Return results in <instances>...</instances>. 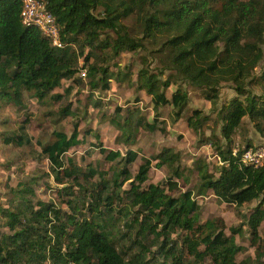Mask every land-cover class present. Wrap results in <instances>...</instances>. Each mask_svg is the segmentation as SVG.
<instances>
[{
    "label": "trees",
    "instance_id": "1",
    "mask_svg": "<svg viewBox=\"0 0 264 264\" xmlns=\"http://www.w3.org/2000/svg\"><path fill=\"white\" fill-rule=\"evenodd\" d=\"M46 1L60 26L63 48L52 46L37 29L22 25L20 0H0V100L23 108L24 93H29L42 102L61 87L62 81L77 83L76 76L87 66L91 87L97 88L95 80L101 75V89L109 90L108 69H103L97 59L89 65L90 59L99 50H108L114 57L136 53L146 49V42L158 48L153 53L158 52L163 60L156 73L148 68L139 71L138 89L146 90L155 109L170 106L174 121L182 116L188 95L177 90L167 97L172 77L206 91L207 100L213 104L224 84H231L237 97L219 112L227 146L209 142L221 165L213 173L206 163L196 164L200 178L196 190L180 192L174 178L184 177L181 157L172 148L145 158L133 177L126 166L135 155L123 157L100 144L105 159L118 161L123 170L108 176L90 167L88 173H82L71 157H65L82 143L79 124H74L70 135L54 131L53 140L43 145L42 151L55 183L62 186L58 194L70 197L66 201L69 213L53 203L32 204L27 196L34 194L32 189L19 183L10 191L20 203L0 206V216L10 231L0 233V264H203L206 259L213 264H263L260 227L264 222V165L244 164L241 155L245 150L234 154L231 144L245 117L258 122L262 130L264 72L256 77L255 70L264 59V0ZM130 16L135 17L137 35L122 22ZM80 59L85 62L82 67ZM165 70L174 74L162 80ZM120 80L119 74L117 82ZM254 84L262 86L261 94L250 90ZM60 98L56 95L55 100ZM60 114L63 118L72 115L70 105ZM134 116L132 112L124 123L113 117L110 123L128 139ZM206 120L200 110H195L187 126L197 133ZM27 123L19 126L17 135L6 138L5 144L30 145ZM137 125L150 132L158 129L157 118L153 123L139 118L135 129ZM165 166L170 171L163 185L143 188L150 169ZM80 176L85 183H79ZM127 183L130 188L124 190ZM176 191L180 192L176 197L169 194ZM208 192L238 209L258 202L245 218L251 245L256 247L254 261H236L244 250L235 238L242 234V225L231 227V235H227L220 219L201 223L196 197H206ZM177 233L178 238H174ZM154 246L156 251L152 252ZM149 254L155 260H149Z\"/></svg>",
    "mask_w": 264,
    "mask_h": 264
},
{
    "label": "rangeland",
    "instance_id": "2",
    "mask_svg": "<svg viewBox=\"0 0 264 264\" xmlns=\"http://www.w3.org/2000/svg\"><path fill=\"white\" fill-rule=\"evenodd\" d=\"M123 24L128 26L134 34L136 33V20L134 16L124 19ZM134 30V31H133ZM112 37L114 35L112 34ZM146 49L136 53L123 52L117 57L109 54L108 50L97 52L89 61V65L97 59V63L108 69L109 90H102V83L98 81L97 88L91 87V77L88 66L79 71L76 76L78 82L73 80L62 81L61 87L55 89L50 97L42 102L33 98L29 93H24L23 108L0 100V206L3 208L19 204L14 200V193L19 183H26L32 191L27 196L31 197L32 204L38 201L53 203L58 208L69 213L66 201L70 198L67 195L60 197L58 190L62 187L55 183L51 173L48 159L43 155V145L53 140L54 131H64L68 135L72 133L75 123L79 124L81 145L71 149L67 157H71L75 167L82 173H88L90 167L106 172L110 176L114 171L123 170V165L116 162H109L99 151V145L109 151H119L123 157L127 153L135 155L134 160L126 166L133 177L136 176L139 166L145 158H151L159 154L165 148H172L181 157V167L184 177L175 179L179 183L180 192L195 189L200 183L196 164L206 163L209 171L216 173V167L221 165L210 141H219L224 147L227 146L222 138V122L220 110L237 97L231 84H224L219 89V96L216 104L206 98V91L179 79L172 77V84L166 91L168 98H171L177 90L185 91L188 95V103L182 116L174 121L173 110L170 106L155 109L151 96L146 90H140L137 86L138 73L142 68H148L150 72L156 73L161 68L163 56L157 51L158 48L146 42ZM264 49V48H263ZM80 67L85 62L80 59ZM264 72V59L255 70V76L260 77ZM83 74H85L83 76ZM111 74V75H110ZM120 74V82H117V75ZM173 72L165 70L162 80H166ZM110 75V76H109ZM174 82V83H173ZM250 90L254 94L263 92L262 86L254 84ZM53 95V96H52ZM56 95H61L55 100ZM244 99L243 97L240 98ZM70 105L72 115L63 118L60 111ZM195 110H200L207 120L203 122L199 132L187 126V119ZM135 113L131 124L133 133L126 136L110 123L113 117H117L121 123ZM153 123L157 118L158 129L150 132L140 125L135 129L137 119ZM28 120L26 132L31 139L30 145L16 147L5 144L4 140L19 133V126ZM139 123V122H137ZM258 122L252 121L249 117L243 119L242 124L236 129L232 136L231 148L234 153L250 148H264V121H261L260 130ZM164 129V130H162ZM97 147H94L96 146ZM65 158V159H66ZM168 167L157 169L152 167L148 174V180L143 185L147 188L150 184H160L169 178ZM96 181V178L93 179ZM79 183H85L80 176ZM66 186V185H64ZM129 183L123 189L128 190ZM73 191L78 188L74 185ZM178 191L169 194L178 196ZM201 206V223L211 219H220L226 226V234L231 235L230 228L242 225V234L237 235L236 242L244 250L237 254L236 261L244 262L248 259L255 260L256 247L251 245V235L245 218L250 214L258 202L236 208L217 200L212 192L206 197H196ZM264 208V206H263ZM6 220L0 216V233L9 234ZM260 236L264 240V222L260 227ZM178 238V233L174 236ZM155 252L156 247H151ZM154 255L149 254V260H155ZM159 260V259H158ZM157 263V261H156ZM203 264H213L206 259ZM264 264V258H263Z\"/></svg>",
    "mask_w": 264,
    "mask_h": 264
},
{
    "label": "built area",
    "instance_id": "3",
    "mask_svg": "<svg viewBox=\"0 0 264 264\" xmlns=\"http://www.w3.org/2000/svg\"><path fill=\"white\" fill-rule=\"evenodd\" d=\"M22 3L21 21L25 27L37 29L41 35L47 37L52 46L63 48L60 37V26L47 7L46 0H20ZM85 74H83L84 76ZM235 154V153H234ZM242 162L255 167L264 165V148L246 149L241 155Z\"/></svg>",
    "mask_w": 264,
    "mask_h": 264
}]
</instances>
